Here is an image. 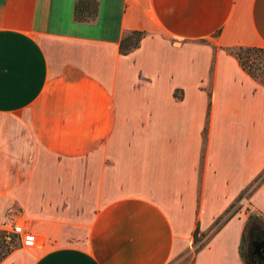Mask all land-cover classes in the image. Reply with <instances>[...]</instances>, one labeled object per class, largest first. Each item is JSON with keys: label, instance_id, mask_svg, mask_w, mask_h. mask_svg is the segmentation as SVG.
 Wrapping results in <instances>:
<instances>
[{"label": "crops", "instance_id": "1", "mask_svg": "<svg viewBox=\"0 0 264 264\" xmlns=\"http://www.w3.org/2000/svg\"><path fill=\"white\" fill-rule=\"evenodd\" d=\"M74 4L0 0V227L21 206L38 239L61 235L0 264H166L197 224L192 264H264L240 249L244 205L213 224L264 168V85L224 48L264 46V0H98L87 20ZM129 29L146 33L123 54ZM88 191L66 241L58 202ZM249 201L264 216V178Z\"/></svg>", "mask_w": 264, "mask_h": 264}, {"label": "trees", "instance_id": "2", "mask_svg": "<svg viewBox=\"0 0 264 264\" xmlns=\"http://www.w3.org/2000/svg\"><path fill=\"white\" fill-rule=\"evenodd\" d=\"M98 9V0H75L74 4V17L77 20H87L96 16ZM145 30L141 29H129L125 30L119 41L120 53L126 54L138 47L141 38L145 35ZM215 32L214 34H216ZM229 53L233 54L240 66L254 79L264 85V46L251 45V44H235L227 45L224 47ZM210 94V92H209ZM175 96H180L177 90L174 91ZM262 171L256 176L254 181L262 174ZM252 181L246 186L231 202L228 208L214 220L215 229L220 225L221 219H226L232 212H229L230 208L234 204L235 200L241 197L242 193L254 182ZM257 214L248 213V218L244 231L242 234L240 249L245 253L244 249H250V234L255 229L264 233V216L259 212ZM258 215V216H257ZM210 235V234H209ZM208 235V237H209ZM207 237V238H208ZM203 239V234L199 233V226L196 225L193 232V248L192 251L196 252L207 240ZM17 245L13 243L12 237L10 240L6 239V229L0 227V261L10 253Z\"/></svg>", "mask_w": 264, "mask_h": 264}, {"label": "rangeland", "instance_id": "3", "mask_svg": "<svg viewBox=\"0 0 264 264\" xmlns=\"http://www.w3.org/2000/svg\"><path fill=\"white\" fill-rule=\"evenodd\" d=\"M263 178H264V171L252 183V185H250L242 193L241 197L235 200L229 212L235 211L236 209L244 205L248 213L257 214L256 213L257 211L250 204L249 195L251 194L253 189L262 181ZM58 203L60 204L57 206V208H61L63 212L68 215H74L70 217V222H71L70 229L65 230V233L62 234V239L66 241L81 243L84 240L85 231L89 224L90 218L98 208L99 203L96 201L94 193L93 192L91 193V191H88L87 196L81 200H77L74 202L59 201ZM19 208L21 209L22 214L18 217V219L20 221L24 220L25 222H27L26 225L28 228H26L25 233L28 232V233L33 234V242L29 244L23 243L21 241L20 235L14 233L12 234V239H13V243L17 245L16 247H24L26 249H29L31 247H37L38 243H40V241H42L43 239L51 240L52 238H58L61 236V235H57L55 237H51V236L46 235L47 233L45 234L40 233L41 236L38 239L36 233L30 230L29 228L30 217L27 214L26 207L23 208L20 206ZM251 236L252 234H250V239H251ZM244 251L246 252V249H244ZM193 254L194 252L192 251V248L188 247L182 251L176 252L166 264H192Z\"/></svg>", "mask_w": 264, "mask_h": 264}, {"label": "built area", "instance_id": "4", "mask_svg": "<svg viewBox=\"0 0 264 264\" xmlns=\"http://www.w3.org/2000/svg\"><path fill=\"white\" fill-rule=\"evenodd\" d=\"M19 215L16 214H11L8 218V226L5 228L6 229V239L10 240L12 237V234H18L21 237V241L23 243L29 244L33 242V234L28 233L26 231L27 225L26 222L23 220H19L18 217Z\"/></svg>", "mask_w": 264, "mask_h": 264}, {"label": "flooded vegetation", "instance_id": "5", "mask_svg": "<svg viewBox=\"0 0 264 264\" xmlns=\"http://www.w3.org/2000/svg\"><path fill=\"white\" fill-rule=\"evenodd\" d=\"M262 237H264L263 235H262V232L261 231H259V230H254L253 231V233H252V236H251V239H250V242H249V244H250V249H249V255L252 257V258H257L258 256L259 257H262V260H264V255L262 256H260L258 253H256L255 251H254V244L255 243H257V242H259L261 239H262Z\"/></svg>", "mask_w": 264, "mask_h": 264}, {"label": "water", "instance_id": "6", "mask_svg": "<svg viewBox=\"0 0 264 264\" xmlns=\"http://www.w3.org/2000/svg\"><path fill=\"white\" fill-rule=\"evenodd\" d=\"M262 251H264V247H263Z\"/></svg>", "mask_w": 264, "mask_h": 264}]
</instances>
